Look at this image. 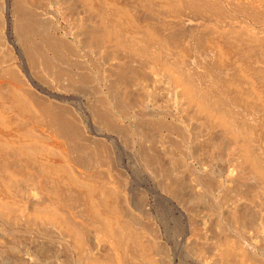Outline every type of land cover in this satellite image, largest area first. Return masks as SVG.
<instances>
[{
  "label": "rangeland",
  "instance_id": "obj_1",
  "mask_svg": "<svg viewBox=\"0 0 264 264\" xmlns=\"http://www.w3.org/2000/svg\"><path fill=\"white\" fill-rule=\"evenodd\" d=\"M22 1L30 37L3 31L19 60L1 74L0 264H264V0ZM53 36L72 50L45 59Z\"/></svg>",
  "mask_w": 264,
  "mask_h": 264
},
{
  "label": "bare ground",
  "instance_id": "obj_2",
  "mask_svg": "<svg viewBox=\"0 0 264 264\" xmlns=\"http://www.w3.org/2000/svg\"><path fill=\"white\" fill-rule=\"evenodd\" d=\"M251 1H252V0H251ZM254 1H255V0H254ZM254 1H252V4H253ZM61 2H62V1H61ZM59 3H60V2H59ZM249 3H250V2H249ZM255 3H256V2H255ZM257 3H258V2H257ZM250 4H251V3H250ZM62 5H63V3H62ZM64 5H65V4H64ZM259 5H260V4H259ZM42 6H43V5H42ZM253 6H254V5H253ZM256 8H257V7H256ZM30 9H31V8H30L28 5H26V4L24 3V1H22V0H0V44H2L3 47H4V51H2V50L0 51V59H4V60H2V61H3V62L5 61V63H7V61H8V63H10V64H8L7 66H6V64H4V63H0V89H1V87H3L4 85L7 86L6 84H3V81H2V80H6V79H5V77H4L3 75H2L3 77H1V74H3V71H5V70H7V69H8L10 72H11V71H13V72L15 71V73H16L17 64H18V60H19V59L17 58L18 56L16 57V56L14 55V50H16V47H17V46L15 45L16 43H14V42L10 39V38H11V35H9L10 37H8V36H6L5 33H3V31H4L5 29H7L8 26H9V24L11 23V24H12L11 27H12V29H13V33L17 36V38H18L19 40H21V37H22V39H23V38H27V39H28V38L30 37V35H31V30H32V28H33L32 26H33V24H34V23H32V21H33V20H32V14H31V10H32V9H31V10H30ZM37 9H38V8H37ZM260 9H261V6H260ZM260 9H259V10H260ZM62 10H63V9H62ZM98 10H99V9H98ZM102 12H103V11H102ZM262 12H263V11H262ZM112 13H113V12H112ZM259 13H260V12H259ZM7 14H12V16L14 17L13 22L7 20V18H6V15H7ZM102 14H103V13H102ZM37 15H38V14H37ZM104 15H105V13H104ZM109 16H110V15H109ZM258 16H259V15H258ZM103 17H104V16H103ZM106 18H107V17H106ZM102 19H103V18H102ZM118 19H119V18H118ZM116 21H117V20H116ZM9 22H10V23H9ZM42 22H43V21H42ZM46 24H47V23H46ZM42 25H44V24H42ZM53 26H54V25H53ZM35 27H36V25H35ZM47 27H48V26H47ZM35 29H36V28H35ZM53 29H54V28H53ZM5 31H6V30H5ZM102 32H103V31H102ZM100 33H101V32H100ZM103 33H104V32H103ZM49 34H50V33H49ZM107 35H108V34H107ZM37 36H38V35H37ZM102 36H103V35H102ZM219 36H220V35H219ZM12 37H13V36H12ZM53 37H54V39H51V38H53ZM53 37H50V40H48L49 38H48V39L46 38L47 41L44 40V41H43V44H42V40H41V49H42V47H44V50H45V51H42L43 49H42V50L40 49L39 52L41 51V53L43 54V55H42V54H41V55H42L43 57H46L45 59H47V55H48V54H46V53H47L48 50H49V51H51V50L56 51V50L59 49L60 47H61V48H64V49H67L66 51H69L68 49L72 50V49L69 47L70 45H68V43L65 42V40H64L65 37H62L63 39L57 38L58 40H55V39H56L55 36H53ZM222 37H223V36H222ZM235 37H236V36H235ZM233 38H234V37H233ZM236 38H237V37H236ZM59 39H60V40H59ZM150 39H151V38H150ZM223 39H224V38H223ZM223 39H222V40H223ZM29 40H30V39H29ZM29 40H28V41H29ZM33 40H34V39H33ZM33 40H32V41H33ZM218 40H219V38H218ZM234 40H235V39H234ZM237 40H238V39H237ZM239 40H240V39H239ZM235 41H236V40H235ZM33 42H35V40H34ZM222 42H223V41H222ZM224 42H225V41H224ZM237 42H238V41H237ZM240 42H241V41H240ZM240 42H239V43H240ZM246 42H247V41H246ZM20 43H21V42H20ZM20 43H19V44H20ZM241 43H242V42H241ZM247 43H248V42H247ZM21 44H22V43H21ZM69 44H70V43H69ZM242 44H243V43H242ZM32 45H36V44H32ZM32 45H31V46H32ZM42 45H43V46H42ZM71 45H72V44H71ZM214 45H215V44H214ZM230 45H231V44H230ZM243 45H244V44H243ZM206 46H207V45H206ZM36 47H37V46H36ZM72 47H73V46H72ZM204 47H205V46H204ZM204 47H203V48H204ZM207 47H208V46H207ZM233 47H234V46H233ZM210 48H212V47H209V49H210ZM20 49H21V48H20ZM33 49H34V48H33ZM248 49H249V48H248ZM27 50H29V49H27ZM94 50H95V48H94ZM203 50H204V49H203ZM207 50H208V48H207ZM213 50H214V49H213ZM17 51H18V50H17ZM32 51H33V50H32ZM34 51H35V49H34ZM34 51L32 52V55H31V54H29V55H30V56H33V57H31V58H32L31 61H34L35 64H37V63H36V60H38V59L40 60V59H42L43 57L41 58V55H39V52H38V53H37V52L34 53ZM19 52H20V58L22 59L23 64H24L25 67H26V70H28V67H29V66L27 65L28 63H27V62H26L27 64L25 63L26 53H25L24 50H19ZM74 52H75V51H74ZM74 52H73V53H74ZM144 52H145V51H144ZM205 52H206V50H205ZM202 53H203V52H202ZM59 54H60V53H59ZM200 54H201V53H200ZM56 55H57V54H56ZM56 55H55V56H56ZM207 55H208V54H207ZM217 56H218V55H217ZM219 56H220V55H219ZM205 57H206V56H205ZM6 58H7V60H6ZM50 58H51V57H50ZM52 58H53V57H52ZM58 58H59V57H58ZM218 58H219V57H218ZM45 59L43 58V61L46 63V60H45ZM39 60H38V62H39ZM50 60L52 61L53 59H50ZM62 60H63V59H62ZM51 61H49V62H51ZM54 61H55V60H54ZM59 61H60V59H59ZM0 62H1V61H0ZM44 62H43V63H44ZM39 63H40V62H39ZM39 63H38V64H39ZM41 63H42V62H41ZM43 63H42V65H44ZM64 63H65V62H64ZM66 63H67V62H66ZM46 64H47V63H46ZM60 64L62 65L63 63H60ZM82 64H83V63H82ZM47 65H50V64L48 63ZM57 65H58V64H57ZM57 65L55 64V66H57ZM5 66H6V68H5ZM44 66H45V65H44ZM53 66H54V65H53ZM67 66H68V65H67ZM46 67H47V66H46ZM46 67H45V68H46ZM48 67H49V66H48ZM48 67H47V68H48ZM30 68H31V67H30ZM50 68H52V67H50ZM53 68H55V67H53ZM119 68H120V67H119ZM62 69H63V68H62ZM62 69H61V70H62ZM120 69H121V68H120ZM121 70H122V69H121ZM63 71H64V69H63ZM5 72H6V71H5ZM13 72H12V73H13ZM15 73H13V75H15ZM30 73H31V72H30ZM59 73H60V71H59ZM61 73H62V72H61ZM74 73H75V72H74ZM118 73H120V72H118ZM7 74H9V73L7 72ZM7 74L5 73L4 75L7 76ZM17 74H18V73H16V75H17ZM63 74H64V73H63ZM70 74H71V73H70ZM10 75H12V74H9V76H10ZM73 75H74V74H73ZM77 75H78V73H77ZM118 75L121 76V74H118ZM31 76H32V75H31ZM64 76H66V75H64ZM80 76H81V75H80ZM123 76H124V75H123ZM11 77H13V76H11ZM18 77H19V76H18ZM67 77H68V76H67ZM71 77H72V76H71ZM125 77H127V75H125ZM6 78H10V77H6ZM14 78L16 79L15 76H14ZM14 78H12V83H11V84H14ZM83 78H84V77H83ZM32 79H33V78H32ZM73 79H74V77H73ZM79 79H81V78H79ZM84 79H85V78H84ZM118 79H120V78H118ZM121 79H123V78H121ZM7 80H8V79H7ZM10 80H11V79H10ZM16 80H17V79H16ZM16 80H15V81H16ZM18 80H19V79H18ZM18 80H17V81H18ZM124 80H125V79H124ZM10 82H11V81H10ZM73 82H75V81H73ZM76 82H77V81H76ZM76 82H75V83H76ZM119 82H120V80H119ZM123 82H124V81H123ZM18 83H19V82H18ZM21 83H22V82H21ZM79 83H80V82H79ZM71 84H72V83H71ZM120 84H121V83H120ZM122 84H123V83H122ZM14 85H15V84H14ZM21 85H22V84H20V86H21ZM16 86H17V85H16ZM20 86H19V87H20ZM34 86H35V85H34ZM121 86H122V85H121ZM7 87H8V86H7ZM10 87H11V86H10ZM10 87H9V88H10ZM69 87H70V86H69ZM22 88H23V85H22ZM22 88H21V90H23ZM5 89H6V88H5ZM17 89H18V88H17ZM72 89H73V88H72ZM1 90H2V89H1ZM10 90H11V89H10ZM10 90H9V91H10ZM97 90H98V89H97ZM4 91H6V90L3 89V92H4ZM7 91H8V90H7ZM7 91H6V92H7ZM14 91H15V90H14ZM14 91H13V92H14ZM23 91H25V90H23ZM184 91H185V90H184ZM190 91H191V90H190ZM0 92H2V91H0ZM11 92H12V91H11ZM25 92H27V91H25ZM95 92H96V91H95ZM182 92H183V91H182ZM185 92H186V91H185ZM186 93H187V92H186ZM186 93H184L183 95H185ZM192 93H193V92H192ZM192 93H191V95H192ZM25 94H26V93H25ZM194 94H195V93H194ZM2 95H4V94H2ZM5 95H6V94H5ZM7 95H8V94H7ZM10 95H11V94H10ZM13 95H14V94H13ZM16 95H18V94H16ZM14 96H15V95H14ZM14 96H13V97H14ZM19 96H20V95H18V97H19ZM21 96H22V95H21ZM29 96H30V95H29ZM53 96H55V95H53ZM186 96H187V95H186ZM186 96H185V97H186ZM188 96H189V95H188ZM7 97H8V96H7ZM11 97H12V96H10V99H11ZM13 97H12L11 100H14L15 97H14V98H13ZM3 98H4V96H3ZM8 98H9V97H8ZM16 98H17V96H16ZM21 98H22V97H21ZM25 98H26V97H25ZM29 98H30V97H28V99H29ZM177 98H178V97H177ZM179 98H180V97H179ZM188 98H189V99H188ZM188 98L186 97V99H187L189 102H191L192 99H191L190 97H188ZM31 99H32V97H31ZM31 99H30V100H31ZM190 99H191V100H190ZM1 100H2V99H1ZM3 100H4V99H3ZM6 100H8V99L6 98ZM17 100H18V99H16V102H17ZM187 100H186V102H187ZM194 100H195V99H194ZM4 101H5V100H4ZM21 101H22V100H21ZM12 102L16 103L15 100L12 101ZM18 102H19V101H18ZM101 102H102V101H101ZM103 102H104V101H103ZM184 102H185V100H184ZM200 102H201V101H200ZM23 103H24V101H23ZM48 103H49V102H48ZM187 103H188V102H187ZM187 103H186V104H187ZM35 104H36V103H35ZM123 104H124V103H123ZM190 104H191V103H190ZM190 104H189V105H190ZM7 105H8V104H7ZM9 105H10V104H9ZM13 105H14V104H13ZM22 105H23V104H22ZM29 105H30V104H29ZM192 105H193V104H192ZM204 105H205V104H204ZM15 106H16V105H15ZM26 106H27V105H26ZM26 106H25V107H26ZM116 106H117V105H116ZM19 107H20V106H19ZM38 107H40V106H38ZM1 108H2V107H1ZM3 108H5V107H3ZM8 108H10V107H8ZM14 108H15V107H14ZM35 108H36V107H35ZM188 108H191V107H188ZM203 108H206V107H203ZM209 108H210V107H209ZM16 109H17V108H16ZM27 109H28V108H27ZM42 109H43V108H42ZM201 109H202V108H201ZM206 109H207V108H206ZM0 110H1V109H0ZM2 110H3V109H2ZM5 110H7V109H5ZM9 110H10V109H9ZM28 110H29V109H28ZM47 110H48V112L51 111V110L49 111L48 108H47ZM56 110H57V109H56ZM24 111H25V110H24ZM24 111H23V112H24ZM28 112H29V111H28ZM31 112H32V111H31ZM34 112H35V110H34ZM48 112H47V113H48ZM70 112H71V111H70ZM0 113H1V111H0ZM18 113H19V111H18ZM57 113H58V112H57ZM3 114H5V113H3ZM26 114H27V113H26ZM31 114H32V113H31ZM36 114H37V113H36ZM40 114H41V113H40ZM55 114H56V113H55ZM59 114H60V113H59ZM126 114H127V113H126ZM16 115H17V114H16ZM21 115H22V114H21ZM49 115H50V114H49ZM51 115H52V114H51ZM57 115H58V114H57ZM57 115H55V116H57ZM60 115H61V114H60ZM2 116H3V115H2ZM33 116H34V115H33ZM40 116H41V115H40ZM52 116L54 117V114H53ZM62 116H63V115H62ZM66 116H68V115H66ZM5 117H6V116H5ZM42 117H43V115H42ZM48 117H49V116H48ZM53 117H51V119H52ZM57 117H58V116H57ZM60 117H61V116H60ZM63 117H64V116H63ZM70 117H71V116H70ZM35 118H36V117H35ZM5 119H6V118H5ZM24 119H25V118H24ZM29 119H30V116H29ZM29 119H28V120H29ZM53 119H54V118H53ZM64 119H65V118H64ZM3 120H4V118H3ZM11 120H12V119H11ZM16 120H17V119H16ZM36 120H37V119H36ZM41 120H43V118H42ZM56 120H57V119H56ZM56 120H54V122H55ZM73 120H74V119H73ZM219 120H220V119H219ZM1 121H2V120H1ZM50 121H51V120H50ZM59 121H60L59 124H60V127H61V125H62L61 122H63V121L58 120V122H59ZM64 121H66V119H65ZM3 122H4V121H3ZM5 122H6V121H5ZM33 122L35 123V120H34ZM41 122H42V121H41ZM41 122L39 121V122H37V123H39L40 126H41V125L44 124V121L42 122L43 124H42ZM58 122H57V123H58ZM68 122H69V121H68ZM116 122H117V121H116ZM1 123H2V122H1ZM34 123H33V124H34ZM37 123H36V124H37ZM45 123H46V121H45ZM49 123H50V122H49ZM49 123H48V124H49ZM52 123H53V121H52ZM63 123H64V122H63ZM69 123H70V122H69ZM110 123H111V122H110ZM11 124H12V123H11ZM11 124H10V125H11ZM64 124H66V123H64ZM74 124H75V123H74ZM74 124H73V125H74ZM115 124H116V123H115ZM51 125H52V124H51ZM69 125H70V124H69ZM73 125H72V126H73ZM76 125H77V124H76ZM3 126H4V125H3ZM48 126H50V124H49ZM58 126H59V125H58ZM55 127H56V126H55ZM64 127H65V126H64ZM66 127H68V126L66 125ZM66 127H65L64 129H67ZM74 127H75V126H74ZM76 127H77V126H76ZM79 127H80V126H79ZM137 127H138V126H137ZM52 128H53V127H52ZM56 128H57V127H56ZM112 128H113V127H112ZM44 129H45V128H44ZM53 129H54V128H53ZM58 129H59V128H58ZM62 129H63V127H62ZM71 129H73V128H71ZM71 129H69V130H70V133L72 132V135L75 136V134H74V132H73L74 130H71ZM74 129H75V128H74ZM131 129H132V128H131ZM172 129H173V128H172ZM37 130H38V129H37ZM50 130H51V129H50ZM60 130H61V129H60ZM69 130H68V131H69ZM77 130H78V129H77ZM80 130H81V128H80ZM46 131H48V129H47ZM56 131H57V130H56ZM68 131H65V132H68ZM78 131H79V130H78ZM160 131H161V130H160ZM49 132H50V131H49ZM58 132H59V131H58ZM58 132H57V133H58ZM62 132H63V131H62ZM65 132H63V133H65ZM57 133H55V131H54V134H57ZM80 133H82V132H80ZM138 133H139V132H138ZM60 134H61V132H59V136H60ZM77 134H79V133L77 132ZM57 135H58V134H57ZM67 135H68V134H67ZM69 135H70V134H69ZM62 136H63V135H62ZM64 136H65V138L68 137V136H66V135H64ZM74 136H73V137H74ZM76 136H78V135H76ZM81 136H82V135H81ZM60 137H61V136H60ZM79 137H80V135H79ZM141 137H142V136H141ZM57 138H58V136H57ZM74 138H75V137H74ZM74 138H73V140L68 138L69 140H71L70 142L73 141L72 144H75L74 140L76 141V138H77V137H76L75 139H74ZM81 138H83V136H82ZM78 139H79V138H78ZM41 140H42V138H41ZM63 140H64V139H63ZM63 140H62V141H63ZM65 140H67V139H65ZM69 140H68V141H69ZM83 140H85V139H83ZM80 141H82V139H81ZM80 141H79V142H80ZM77 142H78V141H77ZM170 142H171V141H170ZM175 142H176V141H175ZM57 143H58V142H57ZM65 143H66V142H65ZM65 143L62 142V143H60V145L63 144V146H64ZM68 143H69V142H68ZM88 143H89V142H88ZM97 143H98V142H97ZM168 143H169V142H168ZM34 144H36V143H34ZM69 144H70V143H69ZM37 145H38V144H36V146H35L36 148H37ZM55 145H56V144H55ZM55 145H54V146H55ZM80 145H81V144H80ZM89 145H90V144H89ZM30 146H31V145H30ZM30 146H29V147H30ZM44 146H45V145H44ZM54 146H53V147H54ZM63 146H62V147H63ZM66 146H67V145H66ZM74 146H75V145H74ZM85 146H86V144H85ZM87 146H88V145H87ZM98 146H99V145H98ZM24 147H25V146H24ZM26 147H27V146H26ZM33 147H34V146H33ZM39 147H40V146H39ZM46 147H47V146H46ZM48 147H49V146H48ZM59 147H60V146H59ZM79 147H80V146H79ZM175 147H176V146H175ZM31 148H32V147H31ZM41 148H42V147H41ZM57 148H58V147H57ZM57 148H56V149H57ZM65 148H66V147H65ZM83 148H84V147H83ZM39 149H40V148H39ZM39 149H37V150H39ZM44 149H46V148H44ZM44 149H43V150H44ZM68 149H70V148H68ZM80 149H81V148H80ZM86 149H87V147H86ZM20 150H21V149H20ZM30 150H32V149H30ZM34 150H35V149H34ZM46 150H47V149H46ZM50 150H51V149H50ZM53 150H55V149H53ZM88 150H89V148H88ZM67 151H68V150H67ZM79 151H80V150H79ZM54 152H55V151H54ZM71 152H72V151H71ZM71 152H69V153H71ZM73 152H74V151H73ZM83 152H84V151H83ZM89 152H90V151H89ZM91 152H92V151H91ZM104 152H105V151H104ZM36 153H37V152H36ZM50 153H51V152H50ZM60 153H61V152H60ZM77 153H79V152H77ZM85 153H86V152H85ZM39 154H40V153H39ZM55 154H56V153H55ZM58 154H59V153H58ZM63 154H64V153H63ZM73 154H74V153H73ZM92 154H93V153H92ZM102 154H106V153H102ZM42 155H43V154H42ZM51 155H52V154H51ZM38 156H39V155H38ZM83 156H84V155H83ZM91 156H92V155H91ZM107 156H108V155H107ZM26 157H27V156H26ZM50 157H51V156H50ZM54 157H55V156H54ZM59 157H60V156H58V158H59ZM61 157H62V156H61ZM92 157H93V156H92ZM92 157H91V158H92ZM99 157H100V156H99ZM99 157H98V155H97V158H99ZM20 158H21V157H20ZM47 158H48V157H47ZM47 158H46V159H47ZM91 158H90V159H91ZM94 158H95V157H94ZM103 158H104V156H103ZM110 158H111V157H110ZM49 159H50V158H49ZM60 159H61V158H60ZM64 159H65V158H64ZM67 159H68V158H67ZM76 159H77V158H76ZM76 159H75V160H76ZM80 159H81V158H80ZM80 159L78 158V161H79ZM106 159H107V158H106ZM44 160H45V159H44ZM75 160H74V161H75ZM87 160H88V159H87ZM99 160H100V159H99ZM46 161H48V159H47ZM46 161H45V162H46ZM50 161H51V160H50ZM50 161H49V162H50ZM70 161H71V160H70ZM74 161H73V162H74ZM91 161H92V160H91ZM101 161H103V160H101ZM107 161H108V160H107ZM111 161H112V160H111ZM42 162H43V161H42ZM63 162H64V161H63ZM63 162H62V163H63ZM73 162H72V163H73ZM99 162H100V161H99ZM103 162H104V161H103ZM25 163H26V161H25ZM50 163H51V162H50ZM62 163H61V164H62ZM65 163H66V161H65ZM68 163H69V161H68ZM68 163L66 164L67 167H68ZM70 163H71V162H70ZM79 163H80V162H79ZM81 163H82V162H81ZM81 163H80V164H81ZM88 163H89V162H88ZM100 163H101V162H100ZM39 164H41V163H39ZM43 164H44V162H43ZM57 164H58V163H57ZM57 164L54 165V166L56 167V166H58L60 163H59L58 165H57ZM77 164H78V163H77ZM84 164H86V163H84ZM41 165H42V164H41ZM45 165H46V164H45ZM49 165H50V164H49ZM49 165L47 164V166H49ZM64 165H65V164H64ZM38 166H39V165H38ZM59 166H61V165H59ZM73 166H74V164H73ZM88 166H89V165H88ZM91 166H92V165H91ZM77 167H78V165H77ZM80 167L82 168V165H81ZM22 168H24V167H22ZM33 168H35V167H33ZM45 168H46V166H45ZM48 168H49V167H48ZM50 168H51V167H50ZM52 168H53V167H52ZM63 168H64V167H63ZM65 168H66V167H65ZM65 168H64V169H65ZM68 168H70V167H68ZM71 168H72V167H71ZM84 168H85V166H84ZM46 169H47V168H46ZM46 169H45V170H46ZM55 169H56V168H55ZM64 169H63V170H64ZM73 169H74V168H73ZM73 169H71V170H73ZM79 169H80V168H79ZM85 169H86V168H85ZM36 170H38V169L36 168ZM39 170H40V169H39ZM42 170H43V169H42ZM88 170H89V169H86V171H88ZM90 170H92V169L90 168ZM60 171H61V170H60ZM64 171H65V170H64ZM73 171H74V170H73ZM82 171H83V169H82ZM35 172H37V171H35ZM53 172H54V170H53ZM53 172H52V174H53ZM88 172H89V171H88ZM2 173H3V172H2ZM2 173H0V174H2ZM56 173H57V172H56ZM27 174H28V173H27ZM34 174H36V173H34ZM44 174H45V173H44ZM54 174H55V173H54ZM61 174H63V173H60V175H61ZM66 174H70V172H68V173H66ZM74 174H75V172H74ZM76 174H77V173H76ZM82 174H83V173H82ZM4 175H5V174H4ZM42 175H43V173L41 174V177H42ZM58 175H59V173H58ZM60 175H59V178L62 176V175H61V176H60ZM71 175H73V174H71ZM71 175H70V176H71ZM108 175H109V174H108ZM6 176L9 178V176H11V175H9V176L6 175ZM45 176H46V175H45ZM45 176H44V177H45ZM53 176H54V175H53ZM63 176H64V174H63ZM85 176H86V175H85ZM104 176H105V175H104ZM1 177H2V176H1ZM12 177H13V176H12ZM51 177H52V176H51ZM51 177H50V178H51ZM54 177L56 178V174H55ZM73 177H74V176H73ZM75 177H76V175H75ZM79 177H80V176H79ZM81 177H82V176H81ZM86 177H87V176H86ZM90 177H92V176H90ZM96 177H97V176H96ZM5 178H6V177H5ZM5 178H0V180H1V179H4V180H5ZM10 178H11V177H10ZM13 178L15 179V177H13ZM13 178H12V180H14ZM25 178H26V177H25ZM59 178H58V180H60ZM64 178H65V177H64ZM66 178H67V177H66ZM68 178H69V176H68ZM71 178H72V177H71ZM71 178H70V179H71ZM82 178L84 179V176H83ZM93 178H94V176H93ZM36 179H37V178H36ZM75 179H76V178H75ZM87 179H88V178H87ZM4 180H1V181L3 182ZM7 180H9V179H7ZM33 180H34V179H33ZM42 180H43V179H42ZM44 180H46V179L44 178ZM52 180H53V177H52ZM61 180H62V179H61ZM61 180H60V181H61ZM66 180H68V179H66ZM71 180L73 181V179H71ZM76 180H77V179H76ZM76 180H75V181H76ZM60 181H58V182H60ZM63 181H64V180H63ZM63 181H61V182L64 183ZM72 181H71V182H72ZM94 181H95V180H94ZM58 182H57V180H55V183H56V184H57ZM61 182H60V183H61ZM66 182H68V181H66ZM66 182H65V183H66ZM71 182H69V183H71ZM73 182H74V181H73ZM79 182H80V181H79ZM81 182H82V181H81ZM89 182H90V181H89ZM92 182H93V180H92ZM9 183H11V182L9 181ZM12 183H13V182H12ZM35 183H36V182H35ZM42 183H43V182H42ZM46 183H47V182H46ZM62 183H61V184H62ZM65 183H64V184H65ZM76 183H77V182H76ZM76 183L74 182V186H72V187H75V185H77ZM86 183H87V182H86ZM5 184H6V183H5ZM5 184H4V185H5ZM50 184H51V183H50ZM58 184H59V183H58ZM61 184H59V186H57V185H56V186H57V187H60ZM66 184H67V183H66ZM71 184H72V183H71ZM78 184H79V183H78ZM81 184H82V183H81ZM83 184H84V183H83ZM4 185H3V186H4ZM6 185H8V182H7ZM16 185H17V184H16ZM42 185H44V184H42ZM48 185H49V184H48ZM54 185H55V184H54ZM62 185H63V184H62ZM79 185H80V184H79ZM85 185H86V184H85ZM96 185H98V183H97ZM108 185H109V184H108ZM10 186H11V185H10ZM36 186H37V185H36ZM63 186H64V185H63ZM66 186L68 187V185H66ZM77 186H78V185H77ZM77 186H76V187H77ZM89 186H90V185H89ZM116 186H117V185H116ZM0 187L3 188L2 186H0ZM14 187H15V186H14ZM14 187H13V188H14ZM43 187H44V186H43ZM57 187H56V189H57ZM61 187H62V186H61ZM64 187H65V186H64ZM67 187H66V188H67ZM78 187H79V186H78ZM102 187H103V186H102ZM4 188H6V186H5ZM13 188H12V189H13ZM48 188H51V187H47L46 189H48ZM70 188H71V187H70ZM70 188L68 187L67 190L70 189ZM86 188H87V187H86ZM98 188H99V186H98ZM107 188H108V187H107ZM51 189H52V191H53V188H51ZM54 189H55V188H54ZM79 189H80V188H79ZM82 189H83V188H82ZM91 189H92V186H91ZM109 189H110V188H109ZM8 190H9V189H8ZM8 190H7V191H8ZM38 190H39V189H38ZM48 190H49V189H48ZM48 190H47V191H48ZM63 190H64V188H63ZM72 190H73V189H72ZM72 190H70V191L68 190L69 193H70V192L72 193ZM76 190H78V189H76ZM76 190H75V191H76ZM84 190H85V189H84ZM86 190H87V192H88L89 189L87 188ZM112 190H113V189H112ZM3 191H5V190H3ZM58 191H59V189H58ZM96 191H98V190L96 189ZM102 191H103V190H102ZM113 191L116 192L115 190H113ZM0 192H2V191H0ZM39 192H40V191H39ZM45 192H46V190H45ZM53 192H54V191H53ZM53 192H52V193H53ZM55 192L57 193L56 190H55ZM73 192H74V190H73ZM90 192H92V191H90ZM3 193H4V192H3ZM5 193H6V192H5ZM77 193L79 194V193H81V191H80V192H77ZM93 193H94V192H93ZM99 193H100V191H99ZM47 194H48V193H47ZM49 194H50V193H49ZM49 194H48V195H49ZM58 194H60V191H59ZM87 194H88V193H87ZM87 194H86V196H87ZM4 195H5V194H3V196H4ZM48 195H47V196H48ZM50 195H55V194L53 193V194H50ZM50 195H49V196H50ZM56 195H57V194H56ZM56 195H55V197H56ZM68 195H69V194H68ZM72 195H73V194H72ZM83 195H84V194H83ZM91 195H92V194H91ZM91 195H90V197H91ZM96 195H97V194H96ZM98 195H100V194H98ZM101 195H102V194H101ZM110 195H111V194H110ZM76 196H77V195H76ZM80 196H81V195H80ZM86 196H85V197H86ZM94 196H95V195H94ZM94 196L92 197L93 199H90V198H89L88 200H93V201H94V199H95ZM58 197H59V196H58ZM58 197H56V198L58 199ZM60 197H61V196H60ZM64 197H65V196H64ZM70 197H71V196H70ZM88 197H89V196H88ZM88 197H86V198H88ZM102 197H103V195H102ZM112 197H113V196H112ZM112 197H111V198H112ZM52 198H54V197H52ZM73 198H74V197H73ZM78 198H79V197H78ZM82 198H83V196H82ZM61 199H62V198H61ZM75 199H76V198H75ZM75 199H72V201H73V200L75 201ZM79 199H80V198H79ZM79 199H78V200H79ZM106 199H107V198H106ZM76 200H77V199H76ZM78 200H77V201H78ZM84 200H85V199L82 200L83 203H84ZM57 201H58V200H57ZM74 201H73V202H74ZM105 201H107V200H105ZM108 201H109V199H108ZM110 201H112V200H110ZM110 201H109V202H110ZM3 202H4V201H3ZM66 202H67V201H66ZM69 202H70V201H69ZM86 202H87V201H86ZM90 202H91V201H90ZM47 203H48V202H47ZM64 203H65V202H64ZM74 203L77 204V202H74ZM101 203H102V202H101ZM103 203H104V202H103ZM103 203H102V204H103ZM7 204H8V203H7ZM50 204H51V203H50ZM66 204H67V203H66ZM69 204L71 205V203H69ZM69 204H68V205H69ZM85 204H86V203H85ZM85 204H83V206H84ZM5 205H6V204H5ZM8 205H9V204H8ZM45 205H46V204H45ZM57 205H58V204H57ZM64 205H65V204H64ZM73 205H74V204H73ZM78 205H79V204H78ZM81 205H82V203H81ZM89 205H91L90 207L93 206L91 203H90ZM94 205H95V204H94ZM112 205H113V204H112ZM114 205H115V203H114ZM9 206H10V205H9ZM55 206H56V205H55ZM87 206H88V205H87ZM101 206H102V205H101ZM104 206H105V205H104ZM104 206H103V208H104ZM106 206H107V205H106ZM108 206H109V205H108ZM108 206H107L106 208H108ZM110 206H111V205H110ZM0 207H1V206H0ZM39 207H40V206H39ZM39 207H38V208H39ZM70 207H71V206H70ZM79 207H80V206H79ZM85 207H86V206H85ZM97 207H98V206H97ZM5 208H6V207H5ZM53 208H54V207H53ZM56 208H57V207H56ZM83 208H84V207H83ZM86 208H88V207H86ZM86 208H85V209H86ZM111 208H112V207H111ZM113 208H116V207L114 206ZM117 208H118V207H117ZM41 209H42V208H40V210H41ZM47 209H49V208H47ZM47 209H46V210H47ZM80 209H81V207H80ZM88 209H89V208H88ZM93 209H94V208H93ZM98 209H99V208H98ZM100 209H101V207H100ZM3 210H4V209H3ZM8 210H9V209H8ZM38 210H39V209H38ZM51 210H52V209H51ZM96 210H97V208H96ZM105 210H106V209H105ZM110 210H111V209H110ZM42 211H45V208H44V210H42ZM47 211H49V210H47ZM55 211H56V210H55ZM84 211H85V210H84ZM101 211H102V210H101ZM101 211L99 210V214H101V213H100ZM116 211H117V210H116ZM10 212H11V211H10ZM19 212H20V211H19ZM38 212H39V211H38ZM40 212H41V211H40ZM45 212H46V211H45ZM49 212L51 213V211H49ZM49 212H48V213H49ZM90 212H91V211H90ZM95 212H96V211H95ZM103 212H105V211H103ZM0 213H1V212H0ZM3 213H4V212H3ZM36 213H37V212H35V214H36ZM64 213H65V212H64ZM115 213H116V212H115ZM39 214H40V213H39ZM39 214H38V215H39ZM45 214H47V213H45ZM57 214H58V213H56V215H57ZM89 214H90V213H89ZM99 214H98V216H99ZM104 214H106V216H107V213H104ZM2 215H4V214H2ZM5 215H6V214H5ZM47 215L49 216L50 214H47ZM51 215H52V213H51ZM56 215H55V217H53V219H54V218H57ZM59 215H61V214H59ZM77 215H78V214H77ZM111 215H112V214H111ZM115 215H116V214H115ZM7 216H8V215H7ZM40 216H41V215H40ZM40 216H39L38 218H40ZM42 216H43V214H42ZM48 216H47V217H48ZM98 216H97V217H98ZM103 216H105V215L102 214V217H103ZM106 216H105V217H106ZM5 217H6V216H5ZM8 217H9V216H8ZM35 217H36V216H35ZM45 217H46V216H45ZM49 217H50V216H49ZM62 217H63V216H62ZM62 217H61V220H63ZM105 217H104V218H105ZM110 217H111V216H110ZM42 218H43V217H42ZM51 218H52V216H51ZM58 218H59V217H58ZM63 218H64V217H63ZM100 218H101V216H100ZM114 218H115V217H114ZM3 219H4V218H3ZM40 219H41V218H40ZM71 219H72V218H71ZM71 219H70V220H71ZM83 219H84V218H83ZM86 219H87V218H86ZM97 219L99 220V218H97ZM97 219H96V220H97ZM118 219H119V218H118ZM118 219H117V220H118ZM11 220H12V219H11ZM14 220H15V219H14ZM42 220H43V219H42ZM44 220H45V218H44ZM46 220H47V219H46ZM50 220H51V219H50ZM64 220H65V219H64ZM66 220H67V219H66ZM87 220H88V219H87ZM91 220H92V219H91ZM94 220H95V218H94ZM98 220H97V221H98ZM102 220H103V219H102ZM102 220H101V221H102ZM106 220H107V218H106ZM106 220H105V222H106ZM110 220H112V217H111V219H109V221H110ZM114 220H115V219H114ZM107 221H108V220H107ZM109 221H108V222H109ZM50 222H51V221H50ZM60 222H61V221H60ZM63 222H64V221H63ZM98 222H99V221H98ZM102 222H103V221H102ZM105 222H103V223H105ZM113 222H115V221H113ZM119 222H120V221H119ZM119 222H118V223H119ZM61 223H62V222H61ZM69 223H70V222H69ZM77 223H78V222H77ZM88 223H89V222H88ZM106 223H107V222H106ZM106 223H105V226H104V224H103L104 229L108 227V226L106 227ZM64 224H65V223H64ZM89 224H90V223H89ZM91 224H92V223H91ZM96 224H97V223H96ZM100 224H101V222H100ZM108 224H109V223H108ZM108 224H107V225H108ZM110 224H111V223H110ZM116 224H117V222H116ZM116 224H115V226L118 227ZM61 225H62V224H61ZM72 225H74V224H72ZM76 225H77V224H76ZM63 226H64V225H63ZM68 226H69V225H68ZM79 226L81 227L82 225H79ZM92 226H93V225H92ZM96 226H97V225H96ZM101 226H102V225H101ZM101 226H100V228H101ZM127 226H128V225H127ZM70 227H71V224H70ZM77 227H78V226H77ZM77 227H76V228H77ZM80 227H79V230L81 229ZM121 227H122V226H121ZM94 228H96L95 225H94ZM108 228H109V227H108ZM111 228H112V227H111ZM113 228L115 229V227H113ZM118 228H119V227H118ZM118 228H116V229L119 230ZM69 229H70V228H69ZM82 229H83V228H82ZM109 229H110V228H109ZM109 229H107V231L105 230L106 232H105L103 229H101V231L103 230V231L105 232V234H108L107 232L109 231V233H110V231L112 230V229H110V230H109ZM121 229H122V228H121ZM25 230H26V229H25ZM73 230H74V229H73ZM76 230H78V228H77ZM79 230H78V231H79ZM99 230H100V229H99ZM86 231H87V230H86ZM103 231H102V232H103ZM115 231H116V230H115ZM120 231H121V230H120ZM122 232H123V230H122ZM67 233H68V232H67ZM71 233L73 234V232H71ZM75 233H76V232H75ZM79 233H80V231H79ZM114 233H115V232H114ZM114 233L112 232V233L110 234L111 237H112V235H113ZM116 233H118V232H116ZM123 233H126V232H123ZM77 234H78V233H76V235H77ZM97 234H98V233H97ZM118 234H119V233H118ZM76 235H75V236H76ZM82 235H83V233H82ZM102 235H103V233H102ZM102 235H101V236H102ZM116 235H117V234H116ZM126 235H127V233H126ZM129 235H130V233H129ZM33 236H34V235H33ZM71 236H72V235H71ZM123 236H124V234H123ZM97 237H98V236H97ZM104 237H105V236H104ZM109 237H110V236H109ZM117 237H118V236H117ZM117 237H116V238H117ZM119 237H120V236H119ZM124 237H126V236H124ZM77 238H78V236H77ZM98 238H99V237H98ZM106 238H107V237H106ZM127 238H128V237H127ZM133 238H134V237H133ZM13 239H14V238H13ZM71 239H73V238H71ZM74 239H76V237H75ZM84 239H85V238H84ZM84 239H83V240H84ZM100 239H101V238H100ZM110 239H111V238H110ZM110 239H109V240H110ZM112 239H113V240H112ZM112 239H111L110 241H111L112 243H113V241H114V245H116L117 242L114 240V239H115L114 236H113ZM120 239H121V240H120ZM120 239H119L120 241H119V240H118V241H119V242H121V241L123 242V238H120ZM77 240H79V238L76 239V243L81 242V241L77 242ZM124 240H126V239H124ZM127 240H129V238H128ZM135 240H136V239H135ZM4 241H5V240H4ZM72 241H73V240H72ZM104 241H105V240H104ZM136 241H137V240H136ZM102 242H103V241H102ZM111 242H110V243H111ZM115 242H116V244H115ZM124 242H126V241H124ZM13 243H14V242H13ZM16 243H17V242H16ZM112 243H111V244H112ZM126 243H127V242H126ZM130 243H131V242H130ZM130 243L128 242V245H129ZM133 243H134V242H133ZM80 244H81V243H80ZM82 244H83V243H82ZM137 244H138V243H137ZM77 245H78V244H77ZM112 245H113V244H112ZM117 245H118V244H117ZM122 245H123V244H122ZM124 245H125V243H124ZM130 245H131V244H130ZM75 246H76V245H75ZM81 246H83V245H81ZM133 246H134V245H133ZM78 247H80V246H78ZM114 247H115V246H114ZM114 247H113V248H114ZM126 247H127V246H125V248H126ZM116 248H118V247H115V250H116ZM131 248H132V247H131ZM140 248H141V247H140ZM75 249H76V248H75ZM80 249H81V248H80ZM109 249H110V248H109ZM127 249H128V248H127ZM146 249H147V248H146ZM225 249H227V248H225ZM23 250H24V249H23ZM117 250H118V249H117ZM120 250H121V249H120ZM122 250H123V249H122ZM124 250L126 251V249H124ZM124 250H123V251H124ZM137 250H138V249H137ZM147 250H148V249H147ZM27 251H28V250H27ZM118 251H119V250H118ZM125 251H124V252H125ZM127 251H128V250H127ZM228 251H229V250H228ZM228 251H226V252H228ZM119 252H121V251H119ZM111 253H112V251H111ZM125 253H126V252H125ZM125 253H124V254H125ZM31 254H32V253H31ZM119 254H120V253H119ZM124 254H123V255H124ZM123 255H122V256H123ZM127 255H128V254H127ZM239 255H240V254H239ZM21 256H22V255H21ZM113 256H114V255H113ZM122 256H121V257H122ZM233 256H234V255H233ZM108 257H109V256H108ZM123 257H124V256H123ZM116 258H117V257H116ZM118 258H119V257H118ZM125 258H126V256H125ZM233 258H234V257H233ZM110 259H111V258H110ZM113 259H114V258H113ZM126 259H127V258H126ZM3 260H4V258H3ZM98 260H99V259H98ZM105 260H106V259H105ZM118 260H119V259H118ZM121 260H122V259H121ZM124 260H125V259H123V261H124ZM99 261H101V260H99ZM113 261H114V260H113ZM107 262H108V261H107ZM110 262H111V261H110ZM100 263H101V262H100ZM102 263H103V262H102ZM111 263H112V262H111ZM129 263H131V262H128V264H129ZM93 264H94V263H93ZM105 264H106V263H105Z\"/></svg>",
  "mask_w": 264,
  "mask_h": 264
}]
</instances>
